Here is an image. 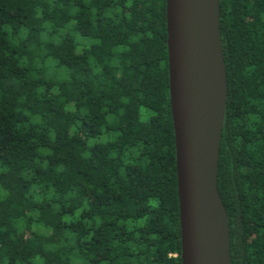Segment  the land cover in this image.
Masks as SVG:
<instances>
[{"label":"trees","instance_id":"trees-1","mask_svg":"<svg viewBox=\"0 0 264 264\" xmlns=\"http://www.w3.org/2000/svg\"><path fill=\"white\" fill-rule=\"evenodd\" d=\"M218 186L264 264V0H221ZM166 0H0V264H182Z\"/></svg>","mask_w":264,"mask_h":264},{"label":"water","instance_id":"water-1","mask_svg":"<svg viewBox=\"0 0 264 264\" xmlns=\"http://www.w3.org/2000/svg\"><path fill=\"white\" fill-rule=\"evenodd\" d=\"M220 7L221 0H166L182 264H232L218 186L229 88Z\"/></svg>","mask_w":264,"mask_h":264}]
</instances>
